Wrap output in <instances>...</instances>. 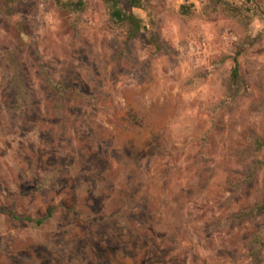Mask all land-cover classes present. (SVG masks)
Returning a JSON list of instances; mask_svg holds the SVG:
<instances>
[{
    "label": "rangeland",
    "instance_id": "1",
    "mask_svg": "<svg viewBox=\"0 0 264 264\" xmlns=\"http://www.w3.org/2000/svg\"><path fill=\"white\" fill-rule=\"evenodd\" d=\"M5 7L0 264H264V0Z\"/></svg>",
    "mask_w": 264,
    "mask_h": 264
},
{
    "label": "trees",
    "instance_id": "2",
    "mask_svg": "<svg viewBox=\"0 0 264 264\" xmlns=\"http://www.w3.org/2000/svg\"><path fill=\"white\" fill-rule=\"evenodd\" d=\"M146 1L147 0H103V2L109 7L110 10L109 15L112 23L118 26L126 27V31H125L126 46H129L130 43L140 34H145L147 42L151 44L155 49H159L160 45L156 34L149 29L147 24L144 23V21L140 17L136 16L132 12V9L141 8L142 4ZM15 2H17V0H5V6H6L5 8L7 14L11 17L14 16L13 7ZM14 21L16 23L18 22L17 20ZM246 42H249L248 45H252V42L254 41L247 40ZM245 50L246 47H244L243 44L238 45L234 53V56L232 57L234 67L231 71L230 78L233 85H237L241 80L239 58L241 57V55ZM132 118H136V117L133 116ZM263 164H264V160H263ZM51 215H52V209L49 210V212L44 218L37 220H34L26 216L19 217L16 216L15 214H12L13 218L17 220L34 222L37 226L42 225L46 221V219L49 218ZM258 215H262L264 217V201H262L259 205H256L246 211L239 213L238 218H248Z\"/></svg>",
    "mask_w": 264,
    "mask_h": 264
},
{
    "label": "water",
    "instance_id": "3",
    "mask_svg": "<svg viewBox=\"0 0 264 264\" xmlns=\"http://www.w3.org/2000/svg\"><path fill=\"white\" fill-rule=\"evenodd\" d=\"M62 2H73L76 3L78 0H61Z\"/></svg>",
    "mask_w": 264,
    "mask_h": 264
}]
</instances>
